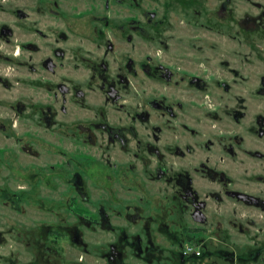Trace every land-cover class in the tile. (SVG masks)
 <instances>
[{"label": "flooded vegetation", "instance_id": "af4514ba", "mask_svg": "<svg viewBox=\"0 0 264 264\" xmlns=\"http://www.w3.org/2000/svg\"><path fill=\"white\" fill-rule=\"evenodd\" d=\"M165 15L143 19L140 0H0V134L20 128L39 164L3 198L27 212L23 264L41 243L44 260L58 245L64 264H91L71 253L81 242L100 264L264 259V0H167ZM145 171L168 203L118 202ZM89 226L111 238L89 244Z\"/></svg>", "mask_w": 264, "mask_h": 264}, {"label": "rangeland", "instance_id": "374dc122", "mask_svg": "<svg viewBox=\"0 0 264 264\" xmlns=\"http://www.w3.org/2000/svg\"><path fill=\"white\" fill-rule=\"evenodd\" d=\"M167 7V0H140V13L141 17L144 19V14L148 10H157L160 14L166 18L165 10ZM176 25L180 24L179 17L175 18ZM168 27L165 24L163 30H167ZM181 28L178 29L180 31ZM23 140L21 138V129L17 128L14 131H10L9 129L7 132H2L0 134V147H7L8 150L5 149L6 152L0 153V231L3 235H0V238H8V243L1 241L0 242V264H8V257H13L15 264H23L26 260L27 255L31 258L32 255H29V251L25 252V247L23 244L17 242V226H21L25 220V216L27 212H23L24 205L22 204H14L7 198V202L4 201L3 198L9 197L10 194L8 191L11 190L16 184L24 183L22 177L19 175L18 172H34L35 170H39V164H35L33 161L36 159L28 152L23 149ZM36 149L42 150L48 147L53 148L52 146H34ZM108 148V147H107ZM106 148L105 153L110 156H113L115 160L118 159L116 155L111 152V148ZM5 155V156H4ZM107 155V156H108ZM108 156V157H109ZM112 158V157H111ZM52 160L53 158H49ZM38 163L42 162V158L37 160ZM97 165L94 164V167ZM147 172H143L140 174L139 177L133 176L128 179L127 182V189H119L123 190L125 196L123 198H119L118 202H125L127 204H140L141 206L143 203L146 205H155L156 201L164 204L168 203L166 197L163 194L168 193V187L162 182H153L146 177ZM153 182V183H151ZM51 186V183H50ZM52 190V189H51ZM118 190V191H119ZM133 194V195H132ZM13 205V206H12ZM118 210V208H117ZM27 211V210H26ZM160 216L164 215L163 211H159ZM116 210L113 214V222L116 224L120 222L119 219H122V216L116 214ZM35 210L29 211V216L35 217L36 215ZM123 221V219H122ZM10 228H13L14 231H8ZM175 230L181 231L182 226H173ZM85 239L89 244L92 242H105L110 237V232L100 229V227L96 226H89V228L84 231ZM41 243V242H40ZM35 244V243H34ZM42 244V243H41ZM35 244L30 247V250L38 257L39 262H35V264H64L62 255L64 254V247L53 245L52 250L54 254V260L50 259V256L44 260L45 249L47 245L44 244ZM84 242L78 243L77 246L71 248V253L75 254L77 260H80L82 257H89L91 256L92 263L91 264H100L98 261L99 252L96 253L94 247L91 245L90 247L84 245ZM257 247H246V246H237L235 249L237 250L238 254L246 255L247 252L250 250L256 249ZM33 249V250H32ZM90 249V250H89ZM67 250V249H66ZM44 252V254H43ZM95 254V255H93ZM96 256L95 259H93ZM84 260V259H83ZM8 261V263H7ZM102 263V262H101ZM239 264H264V259L260 258L255 262H239Z\"/></svg>", "mask_w": 264, "mask_h": 264}]
</instances>
